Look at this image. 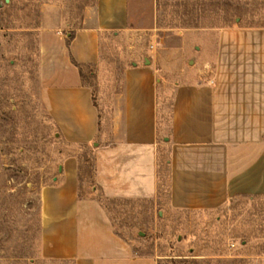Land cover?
Returning a JSON list of instances; mask_svg holds the SVG:
<instances>
[{
	"label": "crops",
	"instance_id": "crops-1",
	"mask_svg": "<svg viewBox=\"0 0 264 264\" xmlns=\"http://www.w3.org/2000/svg\"><path fill=\"white\" fill-rule=\"evenodd\" d=\"M50 8L43 9L41 35L56 42L63 61L43 79L40 97L62 140L95 147V185L92 195L83 196L78 155L60 161L53 183L40 192L42 259L159 264L154 256L137 254L115 231L95 194L157 199L164 148L175 209H216L237 197L264 196V29L219 33L217 48L194 55L203 56L202 64L188 60L200 76L175 72L168 93L153 59L149 65L146 58L134 61L124 70L123 93L95 102L78 67L101 64L107 40L131 27V1L97 0L73 34H58L67 25Z\"/></svg>",
	"mask_w": 264,
	"mask_h": 264
},
{
	"label": "rangeland",
	"instance_id": "rangeland-1",
	"mask_svg": "<svg viewBox=\"0 0 264 264\" xmlns=\"http://www.w3.org/2000/svg\"><path fill=\"white\" fill-rule=\"evenodd\" d=\"M130 1L131 27L107 40L101 64L78 67L95 102L123 93L124 70L134 61L153 59L168 93L175 72L200 76L188 60L217 48L219 33L264 29V0ZM96 2L0 0V264H73L39 254L40 192L53 183L60 161L77 154L80 193L92 195L95 147L62 140L41 100L43 79L63 61L56 42L41 35L42 15L50 6L51 16L67 25L58 34H73L84 10ZM202 61L198 56L196 62ZM168 153L164 148L159 160L157 199L112 200L95 194L115 231L137 254L154 256L159 264H264V196L237 197L216 209H175L169 203Z\"/></svg>",
	"mask_w": 264,
	"mask_h": 264
},
{
	"label": "water",
	"instance_id": "water-1",
	"mask_svg": "<svg viewBox=\"0 0 264 264\" xmlns=\"http://www.w3.org/2000/svg\"><path fill=\"white\" fill-rule=\"evenodd\" d=\"M146 63L149 65L150 64V61H149V59H146ZM60 171H61V167H60V169H59Z\"/></svg>",
	"mask_w": 264,
	"mask_h": 264
},
{
	"label": "trees",
	"instance_id": "trees-1",
	"mask_svg": "<svg viewBox=\"0 0 264 264\" xmlns=\"http://www.w3.org/2000/svg\"><path fill=\"white\" fill-rule=\"evenodd\" d=\"M58 134H59V132H58ZM79 178H80V166H79Z\"/></svg>",
	"mask_w": 264,
	"mask_h": 264
}]
</instances>
